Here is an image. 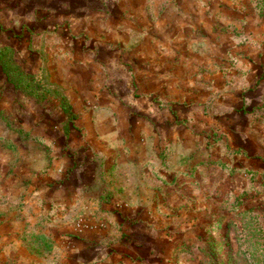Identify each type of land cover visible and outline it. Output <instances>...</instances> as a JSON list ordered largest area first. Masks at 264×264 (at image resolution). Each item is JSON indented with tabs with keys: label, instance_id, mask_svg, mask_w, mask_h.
<instances>
[{
	"label": "rangeland",
	"instance_id": "1",
	"mask_svg": "<svg viewBox=\"0 0 264 264\" xmlns=\"http://www.w3.org/2000/svg\"><path fill=\"white\" fill-rule=\"evenodd\" d=\"M100 1L0 0V231L28 236L32 232L15 226L39 208L53 213L51 223L66 226L63 237L49 231L52 239L29 241V251L6 253L0 264H264V75L257 76L259 87L244 77L263 88L262 104L248 112L233 107L236 127L177 116L163 125L167 132L156 145L153 134L123 122L109 105H77L67 92L68 78L83 71L94 79L92 102L124 93L111 79L118 71H107L104 61L95 73L80 70L77 33L63 27L81 19L82 8L105 17L95 11ZM229 1L247 20L245 29L221 28L226 51L264 54V0ZM105 48L94 45L98 53ZM229 71V79L244 83L241 73ZM250 135L257 137L255 148ZM145 148L147 154L118 174V158L99 152ZM75 242L82 247L72 252Z\"/></svg>",
	"mask_w": 264,
	"mask_h": 264
},
{
	"label": "crops",
	"instance_id": "2",
	"mask_svg": "<svg viewBox=\"0 0 264 264\" xmlns=\"http://www.w3.org/2000/svg\"><path fill=\"white\" fill-rule=\"evenodd\" d=\"M100 2L102 6L96 7L95 11L105 12V17H93L96 16L92 14L93 10L82 8L84 16L79 20L75 19L70 26L66 24L63 27L71 28L77 33L74 39L81 45L77 52V58L82 61L80 70L89 68L95 73L94 68L100 69L104 61L107 71H110L111 67L114 72L118 71L113 77L111 76L115 87L116 85L121 87L122 84L125 90L124 93L116 90L114 95H107L109 99L107 97L105 99L108 101L100 98L92 102L96 92L92 85L94 79L89 73L79 71V75L73 74L68 78L70 83L73 82V86H68L67 92L75 104L87 107H90V104L98 107L109 105L112 111L119 112L118 116L123 122L128 119L129 124L138 125L139 131L153 134L154 137L150 142L154 141L156 145L157 140L163 138L167 132L164 131L163 125L173 123L172 118L176 119L177 116H185L191 122L199 121L200 118L203 119L201 124L204 126L218 123L231 130L232 127L240 124L238 117L233 113V107L245 108L248 112L252 108L261 106L263 88H256L253 86L254 83L244 77L256 79L255 85L257 84L258 87L261 85L259 82L261 80H258L257 76L264 75L262 66L264 54L253 52L233 54V51H226V36L221 28L227 24H234L245 29L242 22L247 20L241 17L240 10L233 2L229 0H101ZM68 38L69 36L66 40ZM95 44H104L107 49L98 53L94 50ZM102 56L100 62L97 61ZM233 56L247 62L235 65L221 62L227 58L231 60ZM253 59L260 60V64L249 63ZM211 60H216L218 63L210 66ZM230 69L236 74L241 73V80H245L244 83L236 82L233 77L229 79L227 73ZM121 70L123 75L120 73ZM93 72L91 73L94 74ZM71 77H73L72 81ZM126 98L130 107L137 108L138 120L136 118L132 120V112H129L128 107L123 104ZM180 100L187 104L175 102ZM169 101L172 103L164 104ZM196 111L201 113V117L196 116ZM102 117L101 120H96L98 124L103 123ZM85 120L86 123H93L88 118ZM152 130L154 133H151ZM129 137L131 138L130 135ZM256 138L250 135L251 145H254V148L258 144L254 140ZM147 139L149 138L144 139L147 141L145 145L148 144ZM150 145L153 144H149L146 148ZM146 148L142 153L99 152L118 158L116 173H121L127 163L132 165V161L136 162L141 155L147 154ZM137 156L138 158L134 160ZM121 157L125 159H120ZM129 183L131 182L128 181ZM116 186L118 187L119 184L117 183ZM69 199L64 197V200ZM40 200L37 198L35 202L41 203ZM46 200L52 202L51 197L46 196ZM46 214L40 208L23 214L24 220L22 223L18 222L15 227L19 225L23 228L22 231L32 232L26 234L28 235L26 237L22 235L13 239L11 230L6 231L1 228L0 259L6 256V253L12 255L25 249L29 251V241L30 244L36 241L44 244V239H52L49 231L51 233L57 231L62 236V229L66 230L65 223H51L53 213ZM47 223L48 230H46ZM52 224H58L57 229L53 230ZM64 242L66 241L59 240L60 246H65ZM81 247L82 244L75 242L72 252ZM77 255L75 254L74 260L79 259Z\"/></svg>",
	"mask_w": 264,
	"mask_h": 264
},
{
	"label": "trees",
	"instance_id": "3",
	"mask_svg": "<svg viewBox=\"0 0 264 264\" xmlns=\"http://www.w3.org/2000/svg\"><path fill=\"white\" fill-rule=\"evenodd\" d=\"M67 108L70 110V105L69 104H66Z\"/></svg>",
	"mask_w": 264,
	"mask_h": 264
}]
</instances>
